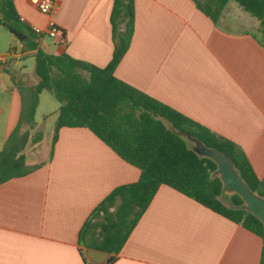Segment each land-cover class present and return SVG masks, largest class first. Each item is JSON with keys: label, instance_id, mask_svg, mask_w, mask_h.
<instances>
[{"label": "crops", "instance_id": "crops-1", "mask_svg": "<svg viewBox=\"0 0 264 264\" xmlns=\"http://www.w3.org/2000/svg\"><path fill=\"white\" fill-rule=\"evenodd\" d=\"M56 2L53 19L68 43L43 37L38 47L106 66L115 49L114 0ZM14 3L25 19L19 25L47 27L50 17L32 0ZM243 13L229 0L215 23L195 0H134L130 44L114 74L233 141L262 179L264 47L260 22ZM9 34L0 48V151L18 127L29 132L28 144L40 131L35 158L24 151L29 170L0 182V264H86L82 250L100 244L80 235L84 223L110 192L139 180L141 171L86 127H63L48 142L36 112L31 122L22 117L38 82L26 59L35 58L36 49ZM59 107L51 114L56 120ZM262 246L260 236L163 184L112 264H260Z\"/></svg>", "mask_w": 264, "mask_h": 264}, {"label": "trees", "instance_id": "trees-1", "mask_svg": "<svg viewBox=\"0 0 264 264\" xmlns=\"http://www.w3.org/2000/svg\"><path fill=\"white\" fill-rule=\"evenodd\" d=\"M229 0H195L198 8L215 23ZM258 18V38L264 47V0H234ZM112 24L115 49L110 62L99 67L67 53L50 54L38 47V36L31 27L19 25L14 0H0V26L27 35L23 43L36 49L35 72L38 82L30 107L22 117L31 122L39 95L49 90L60 103L53 142L63 127H86L114 152L141 171L139 180L116 187L93 210L80 235L99 241L97 249L116 260L132 230L163 184L189 196L212 211L242 225L263 241L260 264H264V226L244 207L236 193L223 194V183L216 175L217 164L197 154L189 133L208 147L229 155L250 188L264 197V178L254 171L245 152L233 141L115 76V69L127 51L134 27V0H114ZM13 132L0 151V182L26 173L25 148L29 132ZM103 217V222L98 218ZM100 227L99 230L97 228ZM82 256L86 264H91Z\"/></svg>", "mask_w": 264, "mask_h": 264}, {"label": "water", "instance_id": "water-1", "mask_svg": "<svg viewBox=\"0 0 264 264\" xmlns=\"http://www.w3.org/2000/svg\"><path fill=\"white\" fill-rule=\"evenodd\" d=\"M20 40L26 39L27 35L10 28ZM187 137L193 150L202 157H208L217 164L216 175H219L223 183V194L236 193L244 201V207L254 214L264 226V197L254 192L244 181L235 166L234 160L226 153L215 148L208 147L199 138L181 133ZM85 257L91 264H107L111 254L94 248L84 251Z\"/></svg>", "mask_w": 264, "mask_h": 264}, {"label": "rangeland", "instance_id": "rangeland-1", "mask_svg": "<svg viewBox=\"0 0 264 264\" xmlns=\"http://www.w3.org/2000/svg\"><path fill=\"white\" fill-rule=\"evenodd\" d=\"M243 12H244L243 14H244V16H246V18L253 20V23L259 24L258 18L251 15L250 13H248L245 10H243ZM234 26L235 27H243V25H240L239 23L237 25H234ZM21 27H23V26H21ZM9 32L10 31L7 27H5V26L0 27V48H2L4 46V39L6 36L10 35ZM26 59H27V63H28V66H29V69L31 71L32 76H34L38 80V76L34 70V67L36 64L34 56L29 55V56H27ZM33 95H34V90L31 94H28L26 96L25 108L28 109L30 107L31 101L33 100ZM39 96H40L41 101H40V104L38 105L37 110H36L35 121H37L39 123H44V131L47 135L48 142H50L51 136L54 133L55 124L57 121L54 116H51V114L53 113L54 109L59 106L60 103L55 98L53 93L50 92L49 90H44ZM44 117H47V119L44 120ZM36 130L37 131H35L32 134L31 140L29 141V144L26 147V152L28 153L30 161L33 160V157L35 158V156H33L32 153L36 152V148H35L36 141H33V140L36 138V136L38 134L36 132L40 131V129L37 128ZM37 147L41 150V152H42V150H44V149H42V146H37ZM103 221H104L103 217L98 218V222H103ZM99 229H100V227L97 228V230H99Z\"/></svg>", "mask_w": 264, "mask_h": 264}, {"label": "built area", "instance_id": "built-area-1", "mask_svg": "<svg viewBox=\"0 0 264 264\" xmlns=\"http://www.w3.org/2000/svg\"><path fill=\"white\" fill-rule=\"evenodd\" d=\"M32 2L42 14L50 17L46 28L31 26L33 32L38 36V40L48 37L55 40L58 44L66 46L68 43L67 37L53 19V15L58 9L56 0H32ZM20 20L25 21L24 18H20Z\"/></svg>", "mask_w": 264, "mask_h": 264}]
</instances>
